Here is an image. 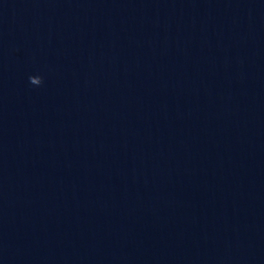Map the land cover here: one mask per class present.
Wrapping results in <instances>:
<instances>
[{
    "label": "water",
    "instance_id": "1",
    "mask_svg": "<svg viewBox=\"0 0 264 264\" xmlns=\"http://www.w3.org/2000/svg\"><path fill=\"white\" fill-rule=\"evenodd\" d=\"M0 264H264V0H0Z\"/></svg>",
    "mask_w": 264,
    "mask_h": 264
}]
</instances>
